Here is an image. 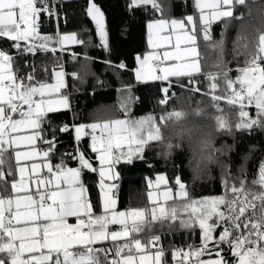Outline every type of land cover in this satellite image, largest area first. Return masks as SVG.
Segmentation results:
<instances>
[{
    "label": "snow or ice",
    "instance_id": "1",
    "mask_svg": "<svg viewBox=\"0 0 264 264\" xmlns=\"http://www.w3.org/2000/svg\"><path fill=\"white\" fill-rule=\"evenodd\" d=\"M192 7L191 14L174 18L165 14L163 0H128L130 13L150 9L153 16L146 25L148 51L135 57L137 66L130 70L135 80L160 82L164 106L186 79L190 91L217 104L221 129L228 109L236 114L238 131L264 130V0H192ZM238 7L246 11L237 12ZM85 13L99 38L94 46L110 55L104 11L88 0ZM45 14L59 19L53 0H0V264H264V160L258 179L225 175L223 194L200 198L180 175L170 182L166 173H157L146 178L147 205L118 208L119 166L141 161L154 167L145 152L162 141L165 116L159 123L156 115L132 118L139 98L131 85H123L117 108L124 118L76 123L74 115L71 124L56 125L50 115L72 110L68 78L85 83L95 75L92 62L105 64L117 78L129 69L123 61L96 60L85 51L70 53L73 62L84 61L77 71L67 72L56 58L51 70L41 65L42 79L34 60L25 61L31 71L22 72V57L92 45L91 36L85 40L77 32L42 34ZM217 25L222 26L218 39ZM230 27H236L235 67L225 58ZM104 83L97 78V86ZM70 132L77 147L53 163L57 133ZM85 137L94 160L80 148ZM85 172L98 174L95 205ZM165 228L186 230L191 242L165 248Z\"/></svg>",
    "mask_w": 264,
    "mask_h": 264
},
{
    "label": "trees",
    "instance_id": "2",
    "mask_svg": "<svg viewBox=\"0 0 264 264\" xmlns=\"http://www.w3.org/2000/svg\"><path fill=\"white\" fill-rule=\"evenodd\" d=\"M105 13L107 29L109 33V42L112 49L109 55L102 49L95 47L99 44V38L96 35L95 27L91 19L86 15L85 10L88 0H56L57 11L59 12V31L61 33L77 32L80 38L87 39L92 37V45L87 46H70L69 51L63 53V60L69 71H77L83 60L73 62L71 52L83 54L85 51L96 60L110 59L118 63L123 61L128 66L129 71H120L119 78L113 75V70L107 68L103 63L92 62L90 64L91 72L85 77L86 82L81 84L79 81L69 79V89L72 92V118L75 115L76 123H91L99 118H124L119 112L117 105L119 93L117 89L123 85H131L134 96L139 99L132 105L131 117L139 118L146 115H156L157 117L170 106L180 100L187 98L189 100L208 98L201 93H194L189 90L187 80L181 82L184 88L174 86L173 90L176 96L169 101L168 105L161 106L159 99L162 97L158 93V89L162 86L160 82H149L147 84L138 83L134 78V73L130 71L136 65L135 57L138 54H144L148 50L146 33L147 23L153 18L151 10H133L131 13L127 9L128 0H95ZM165 4V14L174 18H179L193 11L192 0H163ZM246 11L243 7H238L237 12ZM45 17H48L46 14ZM53 18V17H51ZM238 23V22H237ZM222 26L217 25L214 28V35L218 39ZM87 29L88 31H85ZM236 35V27H230L227 32L228 51L225 58L232 63L230 66L235 67V61L232 59V39ZM4 46H8V42H4ZM56 58L61 61L59 52L52 54L37 53L35 57L27 56L19 59L22 72L31 71L25 67V61H35L37 67V78L42 79L44 74L39 70L41 65H46L49 70L54 66ZM211 64V61L208 62ZM212 70L205 67V71ZM50 74V73H49ZM97 78L105 82L103 86H97ZM201 81L204 77L201 75ZM73 88L77 89L76 91ZM203 91V87H202ZM94 93V94H93ZM254 113L255 109L251 108ZM60 117H65L64 113L52 114L50 119L56 124ZM71 116L67 115V121L70 122ZM47 127V126H45ZM58 140H63L61 144L69 145L73 140V133L59 134ZM238 149L232 153L233 168L230 170L233 176H243L249 182L258 179L259 163L264 160V130H257L254 134L238 131ZM255 145V148L251 146ZM156 144L150 149H146L145 159L154 167H149L147 163L137 161L132 165H121L120 179V208L145 206L148 203L147 191L148 186L146 178H152L157 173H166L172 181L176 175H180L182 180L189 187L194 198H200L204 195H221L224 192L223 172H216L214 176L206 181L197 182L190 178L188 171L184 165V155L176 157L174 162L163 161L156 153ZM81 148V147H80ZM70 163H75L70 161ZM84 181L89 189V196L94 204L98 200V174L85 172ZM162 243L165 248L175 245H181L185 241L191 242L189 236L191 233L184 229H174L169 231L167 228L163 230ZM198 243L199 232L196 233Z\"/></svg>",
    "mask_w": 264,
    "mask_h": 264
},
{
    "label": "clouds",
    "instance_id": "3",
    "mask_svg": "<svg viewBox=\"0 0 264 264\" xmlns=\"http://www.w3.org/2000/svg\"><path fill=\"white\" fill-rule=\"evenodd\" d=\"M216 108L217 104L209 98H181L161 113L165 116L159 132L162 141L154 150L167 162H174L183 154L185 168L197 182L211 179L216 172L233 175L231 155L238 149L239 121L234 111L225 109V128L221 129Z\"/></svg>",
    "mask_w": 264,
    "mask_h": 264
},
{
    "label": "crops",
    "instance_id": "4",
    "mask_svg": "<svg viewBox=\"0 0 264 264\" xmlns=\"http://www.w3.org/2000/svg\"><path fill=\"white\" fill-rule=\"evenodd\" d=\"M53 18L51 17H45L44 15H42L41 17V27H40V31L42 34H50V35H54L57 30H59V23H58V19L55 18V16H52ZM60 32V31H59ZM148 51V50H147ZM143 55V54H142ZM65 70L67 72H72V71H69L67 68H66V65H65ZM69 79L68 78V85H69ZM149 83V82H148ZM69 92L71 93L72 95V92L70 91V89L68 88ZM70 99H71V96H70ZM72 102V101H71ZM61 113H64L65 114V117H60L57 121V124H61L62 122H67L68 121L66 120L67 119V115L69 114L71 116V119H70V122L69 124H71L73 122V118H72V110L71 111H62ZM61 142H63V140H59V143L57 144V154H56V157L53 158V163H56L58 162V159L57 157L60 155V153L62 152H66V147H67V144L66 145H62ZM90 139L85 137L81 142H80V147H81V150H83L86 155L92 157V159L94 160L95 159V154L94 153H91L90 151ZM69 166L70 167H76L77 165L75 163H70L69 161ZM119 170V169H118ZM84 179V177H83ZM85 182V181H84ZM87 186V185H86ZM95 205V204H94ZM120 204L118 202V208L123 210V209H126V208H120L119 207ZM95 210L98 212L99 211V208L96 207ZM74 222V221H73Z\"/></svg>",
    "mask_w": 264,
    "mask_h": 264
},
{
    "label": "built area",
    "instance_id": "5",
    "mask_svg": "<svg viewBox=\"0 0 264 264\" xmlns=\"http://www.w3.org/2000/svg\"><path fill=\"white\" fill-rule=\"evenodd\" d=\"M53 2L55 3V6H56V0H53ZM56 11H57V7H56ZM57 13H58V16H59V12L57 11ZM55 18H57L56 16H55ZM60 53V55H61V62H63L64 63V66H65V62H64V60H63V53H61V52H59ZM202 78H199V80H201ZM174 98V97H173ZM77 147V145H76V143L74 142V139L72 140V143L71 144H69V145H67V147H66V151H73L75 148ZM75 162V161H74ZM76 165H77V163H76Z\"/></svg>",
    "mask_w": 264,
    "mask_h": 264
},
{
    "label": "rangeland",
    "instance_id": "6",
    "mask_svg": "<svg viewBox=\"0 0 264 264\" xmlns=\"http://www.w3.org/2000/svg\"><path fill=\"white\" fill-rule=\"evenodd\" d=\"M152 178H154V177H152ZM199 242V241H198Z\"/></svg>",
    "mask_w": 264,
    "mask_h": 264
}]
</instances>
